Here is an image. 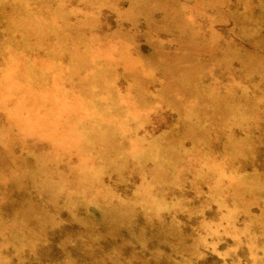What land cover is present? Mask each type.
Segmentation results:
<instances>
[{"label": "rangeland", "instance_id": "374dc122", "mask_svg": "<svg viewBox=\"0 0 264 264\" xmlns=\"http://www.w3.org/2000/svg\"><path fill=\"white\" fill-rule=\"evenodd\" d=\"M0 264H264V0H0Z\"/></svg>", "mask_w": 264, "mask_h": 264}]
</instances>
